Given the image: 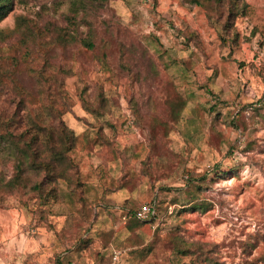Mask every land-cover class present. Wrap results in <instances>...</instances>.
I'll use <instances>...</instances> for the list:
<instances>
[{"label":"rangeland","instance_id":"obj_1","mask_svg":"<svg viewBox=\"0 0 264 264\" xmlns=\"http://www.w3.org/2000/svg\"><path fill=\"white\" fill-rule=\"evenodd\" d=\"M236 3L13 0L0 119L49 96L84 202L0 196V264H264V0Z\"/></svg>","mask_w":264,"mask_h":264},{"label":"trees","instance_id":"obj_2","mask_svg":"<svg viewBox=\"0 0 264 264\" xmlns=\"http://www.w3.org/2000/svg\"><path fill=\"white\" fill-rule=\"evenodd\" d=\"M192 1L206 7L222 8L223 17L228 24L235 19L236 13L241 9L236 3L237 0ZM12 5L13 0H0V21L11 10ZM245 7L244 4L243 8ZM84 44L90 49L94 47L91 42ZM39 74V78L42 77L44 69ZM54 81H60L62 85V80L58 76ZM46 98L49 104L43 105L37 115L24 106L25 115H19L17 110L9 120L0 119L3 163H10L13 167L12 177L0 182V196L28 192L31 200L35 198V204L42 208L47 206L49 201H56L65 193L60 187V182L64 181L68 192L84 202L78 167L71 157L77 137L59 117L54 101L49 96ZM186 251L181 250V253L187 255Z\"/></svg>","mask_w":264,"mask_h":264},{"label":"built area","instance_id":"obj_3","mask_svg":"<svg viewBox=\"0 0 264 264\" xmlns=\"http://www.w3.org/2000/svg\"><path fill=\"white\" fill-rule=\"evenodd\" d=\"M155 207L152 205H144L136 212V218L141 221H147L155 215ZM115 260H118V255H115Z\"/></svg>","mask_w":264,"mask_h":264}]
</instances>
